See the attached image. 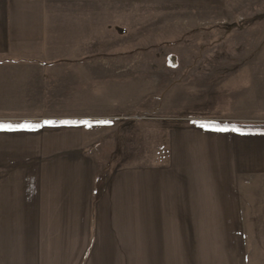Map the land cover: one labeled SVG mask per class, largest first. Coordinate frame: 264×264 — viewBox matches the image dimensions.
Returning <instances> with one entry per match:
<instances>
[{
	"label": "crops",
	"instance_id": "crops-1",
	"mask_svg": "<svg viewBox=\"0 0 264 264\" xmlns=\"http://www.w3.org/2000/svg\"><path fill=\"white\" fill-rule=\"evenodd\" d=\"M219 4L0 0V264H264V133L186 119L131 165L98 169L88 117L45 114L57 72L97 73L93 46L136 14Z\"/></svg>",
	"mask_w": 264,
	"mask_h": 264
},
{
	"label": "rangeland",
	"instance_id": "rangeland-1",
	"mask_svg": "<svg viewBox=\"0 0 264 264\" xmlns=\"http://www.w3.org/2000/svg\"><path fill=\"white\" fill-rule=\"evenodd\" d=\"M220 1L199 13L158 9L139 13L140 22L136 14L122 38L93 46L106 57L92 62L97 73L59 68L52 80L61 90L45 94V114L88 117L98 169L104 160L131 165L186 119L264 125V0ZM84 102L93 107H73Z\"/></svg>",
	"mask_w": 264,
	"mask_h": 264
},
{
	"label": "trees",
	"instance_id": "trees-1",
	"mask_svg": "<svg viewBox=\"0 0 264 264\" xmlns=\"http://www.w3.org/2000/svg\"><path fill=\"white\" fill-rule=\"evenodd\" d=\"M207 128L212 129H237L238 132H256V133H264V125L259 126H241L236 124H200Z\"/></svg>",
	"mask_w": 264,
	"mask_h": 264
},
{
	"label": "snow or ice",
	"instance_id": "snow-or-ice-1",
	"mask_svg": "<svg viewBox=\"0 0 264 264\" xmlns=\"http://www.w3.org/2000/svg\"><path fill=\"white\" fill-rule=\"evenodd\" d=\"M5 127H9V126H6V125H2L0 124V128H5ZM221 130H226V129H221ZM233 131H237V129H232Z\"/></svg>",
	"mask_w": 264,
	"mask_h": 264
},
{
	"label": "built area",
	"instance_id": "built-area-1",
	"mask_svg": "<svg viewBox=\"0 0 264 264\" xmlns=\"http://www.w3.org/2000/svg\"><path fill=\"white\" fill-rule=\"evenodd\" d=\"M138 119H139V117H138Z\"/></svg>",
	"mask_w": 264,
	"mask_h": 264
}]
</instances>
